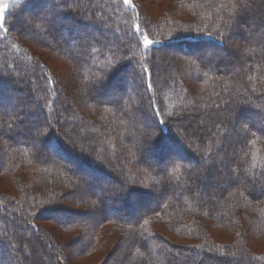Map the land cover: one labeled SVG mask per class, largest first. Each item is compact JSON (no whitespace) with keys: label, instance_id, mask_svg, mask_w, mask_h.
Returning a JSON list of instances; mask_svg holds the SVG:
<instances>
[{"label":"trees","instance_id":"1","mask_svg":"<svg viewBox=\"0 0 264 264\" xmlns=\"http://www.w3.org/2000/svg\"><path fill=\"white\" fill-rule=\"evenodd\" d=\"M128 1L18 0L3 10L0 177L12 191L0 192V259L74 264L112 226L120 237L105 264L115 252L132 264H264V0H151L152 10ZM14 82L27 110L2 101L20 93ZM112 165L135 188H76L79 171L111 180ZM151 192L152 204L140 202ZM105 202L113 215L86 221ZM131 205L137 215L124 213Z\"/></svg>","mask_w":264,"mask_h":264},{"label":"rangeland","instance_id":"2","mask_svg":"<svg viewBox=\"0 0 264 264\" xmlns=\"http://www.w3.org/2000/svg\"><path fill=\"white\" fill-rule=\"evenodd\" d=\"M14 1H18V0H0V23H1V20H2V16H3V10L11 3V2H14ZM138 2H141V5L144 6V8H148V9H153L154 7H152V2L151 0H137ZM129 2V1H128ZM152 5V6H151ZM48 5H44L41 9H38V11L36 12L37 15H36V19L34 18V21H42V19L45 18V15L44 13L48 10ZM58 9V8H57ZM30 21L33 19V17H31V15L29 16L28 18ZM38 54H40V56L43 58L42 60L45 61V64L47 65V67L53 71V73H56V75L58 76V74H61V75H64V73L66 74V72L68 71V68H67V65L64 64L62 61L58 60L57 57H55L52 53H48V52H44V51H40V52H37ZM169 54H173V52H168ZM219 59H221V61L223 62H229L230 60H232L229 56H225L224 54H219L217 56ZM217 58V59H218ZM131 74L128 72L127 73V76H130ZM13 84H15L17 87H20V93H14V92H11L7 99L5 100H2L4 101V104H8L10 106H13L14 109L17 108L18 110H27L26 107H24V105L21 106V104L19 105V102H21V100H25L26 98V95H27V92H25V88L26 87H23L24 84H19V83H16L14 82ZM21 85V86H20ZM106 89L104 90V92H106V94H110L112 92L115 91V85H106ZM130 86L132 87V90L136 89L137 88V83H130ZM22 91V92H21ZM21 97V99H17L16 97ZM20 100V101H19ZM23 103V102H22ZM24 104V103H23ZM22 115L26 118V114L25 112L22 113ZM26 123H24L25 125L29 126V130H34V125L31 124L28 120V118L25 119ZM65 128L67 130V135L68 137H71V128L67 126V124H65ZM37 132V130H35V133ZM37 134V133H36ZM41 149L43 151H46L47 153H49V155L52 157V158H55V159H58L59 161H63V162H66V163H72V162H68V161H65L63 160V158H61V156H58L56 154L55 151H53V149L45 143V141H43V143L41 144ZM1 149V148H0ZM81 150H79L80 152H83V151H88L84 148H80ZM77 150V149H75ZM192 154L194 156V158H197L199 154V151L195 150V149H190ZM78 151V150H77ZM152 152H148L147 153V158L149 160H153L154 159V156L151 154ZM163 155H167V150H164V153ZM1 158V157H0ZM91 158H94L93 156ZM163 157H161L160 159H162ZM199 163L201 162V160L199 159L198 160ZM202 163L201 162V166H202ZM72 165V164H71ZM73 168L75 167V165L73 164L72 165ZM101 170V168H98ZM107 172L110 174V176H112L113 178L111 180H109V178H106V177H97V176H94L92 175L91 172H88L86 171L85 173L83 171H79V174H80V181L81 182H78V184L76 185V188L77 189H83V186L84 185H87L89 187L91 186H96L98 187L97 189H95V191H98V192H94V188H91L88 189V191H85V193H80L79 196H83L84 198L87 196V195H90V193L94 192V193H98V195L100 196H103V190L106 189L108 190V192H112V191H121V192H124L126 190H129L130 188H133L132 186H129V184H126L125 185V182L123 181V178H121L119 176V172L117 170V168L114 167V165H112L111 167H107ZM106 172V174H108ZM217 173V172H216ZM221 172L217 173L216 175H214V177L216 176L217 178L216 179H223V175L220 174ZM201 173L199 174L198 177H201ZM220 176V177H219ZM15 177V176H14ZM215 180V178H214ZM109 181V182H108ZM128 185V186H127ZM11 186V185H10ZM8 184H6V182L4 180L1 179L0 177V192H3V193H11L12 191V188L10 187ZM135 188V187H134ZM99 190H100V193H99ZM64 191V190H63ZM93 193V194H94ZM151 196L149 198H142L140 202H146L144 205L147 204V201L150 202V204H152V200L154 199V194L153 192H151ZM225 195V194H224ZM110 208V203L108 202H105L102 209L99 210V212L97 211L96 214H94L93 212H91L89 215H87L86 217V221H94V220H98L99 217H110L112 214V212L108 209ZM136 206L135 205H131L129 208H123L124 209V213L126 214H134L136 213L135 215H137V211H136ZM88 214V213H87ZM38 223V222H37ZM39 224L41 226H45V227H48L50 230L54 231V227L52 225H50L49 223L47 222H39ZM105 230H111L113 231L112 234L108 235V236H105V237H101L100 241L102 242V245L99 247V249L96 251V254L92 257H88L86 259H79V260H75L74 264H105L106 263V259H105V262L102 261L103 257L105 256V254H108L107 252H109L110 248L112 247V245L114 244V241L118 242L117 240L119 239L120 237V234L118 233L117 230L115 229H112V226H106L105 227ZM56 232V230L54 231ZM67 237V234L63 235V237ZM68 236H70V238L68 240H66L67 242H71V234H68ZM64 237V238H65ZM61 239H63L61 236H60ZM64 240H62L63 242ZM64 241L63 244L66 242ZM70 245V243H68ZM62 245V244H61ZM69 245H65L67 247L70 248ZM80 245V242L78 243V245L76 246L77 248L79 247ZM64 246V245H63ZM61 248V251H67L68 248L67 247H63ZM63 249V250H62ZM262 250H264V246L262 248ZM1 251V250H0ZM116 254V255H115ZM1 255V254H0ZM108 257V256H107ZM114 257L116 259H114V263H111L112 261H107L108 264H116V262L118 261H122L120 264H132L134 263L132 261V259L130 257H126L125 259L123 258V254H118L115 252L114 253ZM124 259V260H122ZM12 261L11 257H7L5 260H1L0 259V264H6L8 262Z\"/></svg>","mask_w":264,"mask_h":264},{"label":"snow or ice","instance_id":"3","mask_svg":"<svg viewBox=\"0 0 264 264\" xmlns=\"http://www.w3.org/2000/svg\"><path fill=\"white\" fill-rule=\"evenodd\" d=\"M126 2H128V0H126ZM240 7L243 9V8L246 7V5L242 3V4L240 5ZM0 27H3V25L0 24ZM144 43H145L146 46H148V45H151V44L153 43V41L149 40V38L145 35V36H144ZM230 115H231V113H230ZM237 180H239V177H236L235 180H234L233 182H236ZM262 194H264V193H262Z\"/></svg>","mask_w":264,"mask_h":264}]
</instances>
